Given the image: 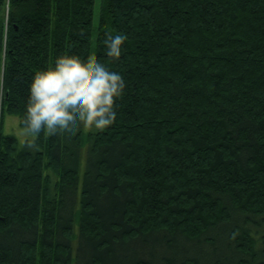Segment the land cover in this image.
<instances>
[{
    "label": "trees",
    "instance_id": "16d2710c",
    "mask_svg": "<svg viewBox=\"0 0 264 264\" xmlns=\"http://www.w3.org/2000/svg\"><path fill=\"white\" fill-rule=\"evenodd\" d=\"M95 6L0 0V264H264V0H100L94 32ZM92 52L126 88L81 178L86 127L29 145L4 120Z\"/></svg>",
    "mask_w": 264,
    "mask_h": 264
},
{
    "label": "clouds",
    "instance_id": "9594fccd",
    "mask_svg": "<svg viewBox=\"0 0 264 264\" xmlns=\"http://www.w3.org/2000/svg\"><path fill=\"white\" fill-rule=\"evenodd\" d=\"M126 33L106 31L107 54L119 58ZM126 81L119 71L96 59L87 67L60 54L54 64L36 71L28 88L26 112L21 121L26 142L33 145L41 131L47 137H70L81 126L104 130L117 119L116 101Z\"/></svg>",
    "mask_w": 264,
    "mask_h": 264
},
{
    "label": "rangeland",
    "instance_id": "374dc122",
    "mask_svg": "<svg viewBox=\"0 0 264 264\" xmlns=\"http://www.w3.org/2000/svg\"><path fill=\"white\" fill-rule=\"evenodd\" d=\"M99 14H100V0H96V6H95V11H94V20H93L94 32H96V29H97V26L99 23ZM1 21H2V14L0 11V28H1ZM94 57H95V53L92 52L91 61L94 60ZM4 122H5L4 124H5L6 132L16 135L19 138L20 143L22 144L26 140V137L21 131L22 126L20 125L19 117L17 115L8 113L5 115ZM88 131H89V129L86 127L85 131L83 133L84 140H83V150H82L81 178H82L84 171H85L86 151H87V147H88L87 146V144H88V141H87ZM78 229H79V225H78V221H76L74 234L78 233Z\"/></svg>",
    "mask_w": 264,
    "mask_h": 264
}]
</instances>
